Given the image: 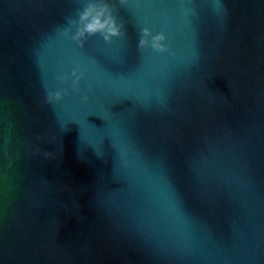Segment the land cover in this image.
I'll list each match as a JSON object with an SVG mask.
<instances>
[{
	"label": "water",
	"instance_id": "water-1",
	"mask_svg": "<svg viewBox=\"0 0 264 264\" xmlns=\"http://www.w3.org/2000/svg\"><path fill=\"white\" fill-rule=\"evenodd\" d=\"M0 264H264V0H0Z\"/></svg>",
	"mask_w": 264,
	"mask_h": 264
}]
</instances>
